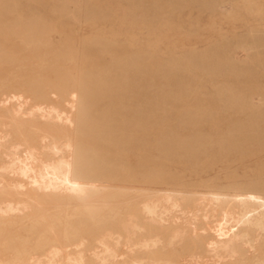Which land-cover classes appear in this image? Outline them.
Segmentation results:
<instances>
[{
	"label": "rangeland",
	"instance_id": "rangeland-1",
	"mask_svg": "<svg viewBox=\"0 0 264 264\" xmlns=\"http://www.w3.org/2000/svg\"><path fill=\"white\" fill-rule=\"evenodd\" d=\"M23 113L34 114L22 121L31 155L114 162L101 186L121 188L122 201L184 182L217 184L221 197L263 182L264 0H0V143L15 147L0 148L5 190L46 167L13 154L11 115ZM198 255L189 263L221 264Z\"/></svg>",
	"mask_w": 264,
	"mask_h": 264
},
{
	"label": "bare ground",
	"instance_id": "bare-ground-1",
	"mask_svg": "<svg viewBox=\"0 0 264 264\" xmlns=\"http://www.w3.org/2000/svg\"><path fill=\"white\" fill-rule=\"evenodd\" d=\"M202 110L196 109L197 115ZM33 115H11L20 140L13 154L24 155L28 165L46 167L44 175H33L31 184L20 181L16 191L0 187V264H181L184 259L190 264L199 261L203 250L221 264H264V181L235 185L225 197L217 184L199 189L184 182L181 190H154L144 198L137 190L134 198L122 201L121 188L101 186L119 167L114 162L102 167L94 158V164L81 166L78 158L72 164L62 156L41 160L31 155L22 121ZM30 131L37 133L36 126ZM0 148L15 147L0 143ZM26 171L10 169L19 179ZM22 191L30 195L29 203L20 200ZM123 202L125 211L115 213ZM103 205L115 208L112 217L100 213Z\"/></svg>",
	"mask_w": 264,
	"mask_h": 264
}]
</instances>
